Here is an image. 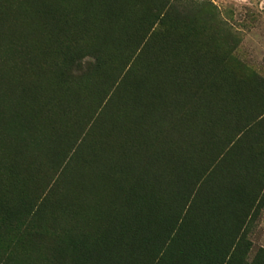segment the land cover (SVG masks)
Listing matches in <instances>:
<instances>
[{"label":"rangeland","instance_id":"374dc122","mask_svg":"<svg viewBox=\"0 0 264 264\" xmlns=\"http://www.w3.org/2000/svg\"><path fill=\"white\" fill-rule=\"evenodd\" d=\"M0 264H264V0H0Z\"/></svg>","mask_w":264,"mask_h":264},{"label":"crops","instance_id":"0c3cea01","mask_svg":"<svg viewBox=\"0 0 264 264\" xmlns=\"http://www.w3.org/2000/svg\"><path fill=\"white\" fill-rule=\"evenodd\" d=\"M203 182L199 185V196H198V205H199V207H198V210H199V212L197 213V214H195V215H193L194 214V212H196V210L193 208V209H190L189 210V207H188V205L189 204H192L193 203V200H195V197L194 196H192L191 197V200H190V202H189V204L187 205V207L185 208V210H184V212H183V216H182V219L179 221V223H178V227L179 228H183V227H185L184 226V220H185V218L187 217H189V216H191V219L193 218V217H196V219H199V221L200 222H202V200H203V202H204V199L201 197L202 196V189H203ZM201 189V190H200ZM193 220V219H192ZM194 221V220H193Z\"/></svg>","mask_w":264,"mask_h":264},{"label":"trees","instance_id":"16d2710c","mask_svg":"<svg viewBox=\"0 0 264 264\" xmlns=\"http://www.w3.org/2000/svg\"><path fill=\"white\" fill-rule=\"evenodd\" d=\"M153 141H154V140H153ZM154 142H155V141H154ZM176 222H177V219H176ZM177 223H179V222H177ZM177 223H176V224H177ZM176 224H175L176 229L179 230V229H178V228H179V227H178V224H177V225H176ZM177 230H176V232H177Z\"/></svg>","mask_w":264,"mask_h":264}]
</instances>
